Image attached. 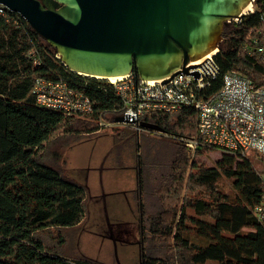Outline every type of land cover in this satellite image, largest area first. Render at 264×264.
<instances>
[{"label": "trees", "instance_id": "trees-1", "mask_svg": "<svg viewBox=\"0 0 264 264\" xmlns=\"http://www.w3.org/2000/svg\"><path fill=\"white\" fill-rule=\"evenodd\" d=\"M253 5L255 12L241 21L225 22L215 54L221 75L213 90L228 70L264 86V62L242 51L250 29L261 24L264 0H254ZM32 49L38 50L41 65H33ZM56 52L19 13L8 9L0 13V264H101L71 249L67 229L80 230L86 217L87 188L66 175L63 148L73 139L99 131L101 118L113 120L120 98L110 79L68 73L55 58ZM37 77L67 79L91 98L92 111L66 115L38 106L33 93ZM144 119L169 134L191 137L197 133L194 108L152 113ZM182 148L183 153L172 162L169 183L164 180L160 190L159 216L146 215L142 220L140 264H159L160 260V264H205L208 260L264 264V220L252 211L264 187L262 171L251 158L228 154L208 166L190 160L186 147ZM208 149L200 148L198 157ZM222 176L234 179V196L220 190ZM185 177L187 192L181 198ZM188 208L194 214L187 213ZM150 232L155 238L156 233L164 234L158 238L161 254L149 246ZM191 233L198 239L192 240Z\"/></svg>", "mask_w": 264, "mask_h": 264}, {"label": "water", "instance_id": "water-1", "mask_svg": "<svg viewBox=\"0 0 264 264\" xmlns=\"http://www.w3.org/2000/svg\"><path fill=\"white\" fill-rule=\"evenodd\" d=\"M254 0H0L19 13L71 70L109 79L136 72L160 79L202 57L225 22ZM195 74H197L195 72ZM116 121H123L117 116ZM144 128L164 132L143 120Z\"/></svg>", "mask_w": 264, "mask_h": 264}, {"label": "built area", "instance_id": "built-area-1", "mask_svg": "<svg viewBox=\"0 0 264 264\" xmlns=\"http://www.w3.org/2000/svg\"><path fill=\"white\" fill-rule=\"evenodd\" d=\"M1 5L0 13L4 14L8 8ZM253 12L255 9L252 8L245 16ZM242 19L235 17L226 22ZM260 19V26L251 28L243 41L242 51L264 62V7L260 11ZM217 52L200 60H190L186 64L188 72L180 70L160 79H142L132 73L123 80L112 82L120 98V106L114 109L115 118L123 116L124 120L116 121L114 118L108 123L101 118L100 129L121 124L132 127L138 134L142 130L161 132L144 128L141 121L152 113H174L194 108L197 133L191 137L180 135L188 150L196 152L200 148H212L241 159L250 158L252 154L263 159L264 86L257 85L253 79L236 70H228L223 74L220 86L213 90L221 75L215 59ZM29 56L33 65L42 64L37 49H32ZM55 58L61 61L59 52L55 53ZM63 65L68 73H77ZM33 93L38 106L59 110L66 115L88 113L93 109L91 98L63 77H37ZM261 178L264 183V171ZM252 211L259 220H264V187L260 201Z\"/></svg>", "mask_w": 264, "mask_h": 264}, {"label": "rangeland", "instance_id": "rangeland-1", "mask_svg": "<svg viewBox=\"0 0 264 264\" xmlns=\"http://www.w3.org/2000/svg\"><path fill=\"white\" fill-rule=\"evenodd\" d=\"M251 7L256 9L254 5ZM108 119H104V121L109 123L110 120ZM121 130L124 131L123 136L118 135ZM178 141L179 143H177ZM182 145L184 143L181 141L180 136L176 134H164L150 130H142L138 134L137 130L128 125L117 124L104 127L91 134H84L67 143L63 148L66 159V164L64 165L65 169L84 167L89 177L88 184L85 185L87 190L101 191L102 189L105 190L108 186L106 182V169L105 174H103L104 167L108 168L112 164L123 167L136 164L138 161L146 168L144 198L148 201V208L145 205V209L148 210L149 216L154 214L157 217L159 216L157 213L162 205V200H160L159 196L160 190L164 188V180H167L169 183L168 176L173 175L172 169L174 167L172 162L178 155L180 156L183 153ZM186 150L187 154L190 155V160H201V162L206 163L208 166H215L217 160L223 155L220 150L212 148H209V151L200 157L197 155L199 149L196 152H191L186 147ZM108 152L111 153L107 157ZM250 158L253 165L259 171H264V158L260 159L255 154H252ZM118 175L122 179H119L116 186L129 188L135 184L130 170L124 169L123 171H119ZM183 184L181 198L185 197L187 192L186 177ZM219 187L221 191L231 196L236 194L233 178L222 176ZM162 197L163 201H165V196ZM182 204L183 200L179 201L177 205L180 208ZM167 207L170 208V206ZM187 213L194 214V210L188 208ZM167 220H170V217ZM67 230L69 237L71 236V249L74 252L76 251V253L79 252L78 255H81L82 252H86L91 256H98L99 253H102V255L110 260V264H117L118 259L122 258V246L119 243L115 245L109 237H105L102 233L87 232V230L80 232L79 229V232L77 229ZM243 230L246 231L248 228H244ZM151 234L152 232H150L149 236ZM163 235V233H160V235L156 233V238L151 236L149 246L154 249L155 254H161L160 252H162L163 247L158 238ZM189 235L192 240L198 239L193 233ZM160 263H162L161 260L159 261ZM205 264L219 263L208 260Z\"/></svg>", "mask_w": 264, "mask_h": 264}, {"label": "crops", "instance_id": "crops-1", "mask_svg": "<svg viewBox=\"0 0 264 264\" xmlns=\"http://www.w3.org/2000/svg\"><path fill=\"white\" fill-rule=\"evenodd\" d=\"M111 152H108L107 157ZM64 164H66V159ZM67 176L86 185L88 184V173L84 167H73L65 169ZM107 171L106 189L87 190L86 217L80 224V232L87 230L90 232L102 233L109 237L114 244L122 246V258L117 264H140L141 250L140 243V221L148 215V201L144 198V188H146V168L138 161L127 166L110 165L104 167L103 174ZM128 169L135 184L129 188L116 186L119 179V171ZM142 197V198H141ZM79 253V252H78ZM81 256L90 258L101 264H110V260L102 253L98 256H91L82 252ZM113 264V263H111Z\"/></svg>", "mask_w": 264, "mask_h": 264}, {"label": "bare ground", "instance_id": "bare-ground-1", "mask_svg": "<svg viewBox=\"0 0 264 264\" xmlns=\"http://www.w3.org/2000/svg\"><path fill=\"white\" fill-rule=\"evenodd\" d=\"M252 4L251 3H247L243 6V12H250L251 9H252ZM218 51V48L217 47H212L210 48L202 57L196 59V60H200L201 58H204L206 56H209L211 54H214L215 52ZM126 77H128V74L127 75H123V76H112L110 77L109 79L111 80V82H117L119 80H123L125 79Z\"/></svg>", "mask_w": 264, "mask_h": 264}, {"label": "flooded vegetation", "instance_id": "flooded-vegetation-1", "mask_svg": "<svg viewBox=\"0 0 264 264\" xmlns=\"http://www.w3.org/2000/svg\"><path fill=\"white\" fill-rule=\"evenodd\" d=\"M142 236H143V232H142V220L140 221V243H141V250L143 251V239H142Z\"/></svg>", "mask_w": 264, "mask_h": 264}]
</instances>
